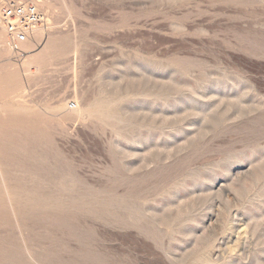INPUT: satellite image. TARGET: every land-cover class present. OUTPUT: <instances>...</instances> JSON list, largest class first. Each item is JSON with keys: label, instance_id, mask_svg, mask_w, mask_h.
Instances as JSON below:
<instances>
[{"label": "rangeland", "instance_id": "1", "mask_svg": "<svg viewBox=\"0 0 264 264\" xmlns=\"http://www.w3.org/2000/svg\"><path fill=\"white\" fill-rule=\"evenodd\" d=\"M35 1L21 52L0 27V264H264V0Z\"/></svg>", "mask_w": 264, "mask_h": 264}, {"label": "built area", "instance_id": "2", "mask_svg": "<svg viewBox=\"0 0 264 264\" xmlns=\"http://www.w3.org/2000/svg\"><path fill=\"white\" fill-rule=\"evenodd\" d=\"M46 22L45 13L35 0H0V27L7 30L16 52H21L22 43L31 40Z\"/></svg>", "mask_w": 264, "mask_h": 264}, {"label": "bare ground", "instance_id": "3", "mask_svg": "<svg viewBox=\"0 0 264 264\" xmlns=\"http://www.w3.org/2000/svg\"><path fill=\"white\" fill-rule=\"evenodd\" d=\"M40 27H42V26H40ZM11 46V45H10ZM56 51V50H55ZM51 53V52H50ZM51 55V54H50ZM50 55H48V56H50ZM78 110V109H77ZM76 110V111H77ZM93 113V112H92ZM30 127V126H29ZM42 131V130H41ZM46 132V131H45ZM35 134V133H34ZM15 135V134H14ZM42 137V136H41ZM37 140V139H36ZM15 141V140H14ZM34 141V140H33ZM43 141V140H42ZM37 142V141H36ZM32 143V142H31ZM35 143V142H34ZM21 145V144H20ZM39 147V146H38ZM40 148V147H39ZM41 149V148H40ZM33 150V149H32ZM39 152V151H38ZM8 153V152H7ZM39 154V153H38ZM48 156V155H47ZM19 157V156H18ZM20 158V157H19ZM32 158V157H31ZM40 158V157H39ZM60 158V157H59ZM39 160H41V159H39ZM58 160V159H57ZM11 162H12V160H11ZM36 162V161H35ZM34 166V165H33ZM42 166V165H41ZM60 166V165H59ZM58 168V167H57ZM0 169H2V168H0ZM31 169V168H30ZM3 172V171H2ZM55 172V171H54ZM58 172V171H57ZM2 174H4V173H2ZM7 174V173H6ZM52 174V173H51ZM14 175V174H13ZM18 176V175H17ZM22 176V175H21ZM40 176V175H39ZM48 176V175H47ZM32 177V176H31ZM21 178V177H20ZM56 178V177H55ZM63 178V177H62ZM9 179V178H8ZM17 179V178H16ZM29 179V178H28ZM44 179V178H43ZM25 180V179H24ZM66 180V179H65ZM48 181V180H47ZM53 181V180H52ZM51 182V181H50ZM4 183V182H3ZM5 184V183H4ZM23 184V183H22ZM27 184V183H26ZM19 185V184H18ZM25 185V184H24ZM44 185V184H43ZM50 185V184H49ZM40 186V185H39ZM66 186V185H65ZM61 187V186H60ZM43 188V187H42ZM25 189V188H24ZM6 190V189H5ZM9 191V190H8ZM3 192V191H2ZM83 193V192H82ZM38 194V193H37ZM51 195V194H50ZM55 196V195H54ZM70 196V195H69ZM78 196V195H77ZM83 196V195H82ZM10 197V196H9ZM14 197V196H13ZM11 198V197H10ZM45 198V197H44ZM73 198V197H72ZM56 199V198H55ZM82 199V198H81ZM82 200H84V199H82ZM81 200V201H82ZM41 201V200H40ZM63 201V200H62ZM68 201V200H67ZM10 202V201H9ZM46 202V201H45ZM52 202V201H51ZM72 202V201H71ZM14 203V202H13ZM42 203V202H41ZM69 203V202H68ZM73 203V202H72ZM75 204V203H74ZM17 206H19V204H17ZM61 206V205H60ZM66 206H68V205H66ZM82 206V205H81ZM11 207V206H10ZM21 207V206H20ZM42 207V206H41ZM54 207V206H53ZM24 209H25V207H24ZM24 209H22L21 208V210H24ZM95 209V208H94ZM3 210V209H2ZM18 211V210H17ZM44 211V210H43ZM99 211V210H98ZM13 212V211H12ZM25 212V211H24ZM91 212V211H90ZM17 213H19V212H17ZM23 213V212H22ZM16 214V213H15ZM16 216V215H15ZM58 216V215H57ZM8 219V218H7ZM43 219V218H42ZM48 220V219H47ZM35 224V223H34ZM54 224V223H53ZM20 225V224H19ZM12 228V227H11ZM56 228V227H55ZM59 228V227H58ZM72 228V227H71ZM73 238V237H72ZM3 243V242H2ZM8 244V243H7ZM9 245V244H8ZM2 250V249H1ZM5 253V252H4ZM11 253V252H10ZM6 258V257H5ZM28 262V261H27ZM31 264V263H30Z\"/></svg>", "mask_w": 264, "mask_h": 264}]
</instances>
